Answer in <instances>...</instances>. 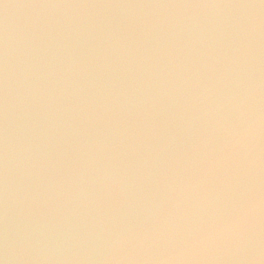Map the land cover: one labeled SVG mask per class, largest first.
<instances>
[{
  "label": "water",
  "instance_id": "water-1",
  "mask_svg": "<svg viewBox=\"0 0 264 264\" xmlns=\"http://www.w3.org/2000/svg\"><path fill=\"white\" fill-rule=\"evenodd\" d=\"M0 264H264V0H0Z\"/></svg>",
  "mask_w": 264,
  "mask_h": 264
},
{
  "label": "clouds",
  "instance_id": "clouds-1",
  "mask_svg": "<svg viewBox=\"0 0 264 264\" xmlns=\"http://www.w3.org/2000/svg\"><path fill=\"white\" fill-rule=\"evenodd\" d=\"M243 20H241L239 23L242 25L243 24ZM86 250L84 249H79L76 251L75 254H82L84 253ZM108 252V245L104 244L103 242H101V244H99L97 247L93 248L90 250L89 254L91 255L92 258L95 259H104L107 255Z\"/></svg>",
  "mask_w": 264,
  "mask_h": 264
}]
</instances>
